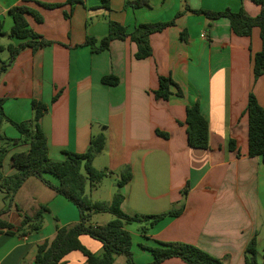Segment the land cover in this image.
<instances>
[{
	"label": "crops",
	"instance_id": "obj_1",
	"mask_svg": "<svg viewBox=\"0 0 264 264\" xmlns=\"http://www.w3.org/2000/svg\"><path fill=\"white\" fill-rule=\"evenodd\" d=\"M71 1L0 0V23L6 33L0 37V46L20 42L7 35L13 25L9 9L18 5L41 17V22L26 18L29 27L50 42L36 51H20L0 76L6 117L14 122L28 121L32 100L46 104L40 124L47 139V156L57 162L64 159V152H85L90 138L103 133L106 146L101 154L105 158L99 166L94 164L95 158L93 166L109 170L110 177L122 167L131 169L132 179L120 189L125 214L156 215L181 208L179 216L165 217L145 235L141 228L148 227L146 222L136 223L135 228L125 226L132 238L135 264L152 261L151 252L143 246H154L155 241L192 244L215 258L227 257L225 264H244L245 246L254 235L257 260L264 264V160L248 156V118L244 113L250 92L264 109V73L257 79L253 76V56L264 51L259 28H253L250 37H239L225 18L209 21L203 15L185 12L173 26L150 35L152 53L146 59L135 58L137 46L128 39L113 40L99 53L83 45L87 36L97 41L105 37L109 21L130 33L139 24L171 21L186 6L208 11L243 9L252 17L261 7L251 0H147L148 6L124 8L125 0H110L105 9L100 0ZM41 4L61 6L47 9ZM182 32L186 41L180 37ZM7 59L8 52L6 57L0 56V65ZM108 75L117 77L118 84H103L101 78ZM160 76H169L183 96H177L172 86L168 100L155 99L152 91ZM58 92L57 101L51 103ZM196 101L208 122L207 149L187 144L185 108ZM156 130L168 137L156 135ZM19 138L12 125L1 124L0 148L7 147L1 168L5 176L16 173L10 166L11 155L29 149L28 144L12 145L9 141ZM230 140L234 141L233 150ZM44 179L57 185L51 175ZM186 184L189 191L183 201ZM24 190L30 194L28 209L19 202ZM92 191L86 187L90 198ZM109 196L106 202L113 197ZM14 201L17 209L2 216L14 225H19L22 215L33 216L41 207L48 211L38 231L24 228L15 235L0 233V264H33L38 245L51 240L58 227L79 221L77 208L35 177L25 181ZM6 206L0 191V212ZM23 208L27 213L22 214ZM100 215L92 217L93 225L111 220L99 222L96 217ZM79 239L89 251L101 254L99 241L87 235ZM65 264L86 262L80 252L73 251ZM160 264L186 263L170 258Z\"/></svg>",
	"mask_w": 264,
	"mask_h": 264
},
{
	"label": "trees",
	"instance_id": "obj_2",
	"mask_svg": "<svg viewBox=\"0 0 264 264\" xmlns=\"http://www.w3.org/2000/svg\"><path fill=\"white\" fill-rule=\"evenodd\" d=\"M72 3L71 0H66ZM103 8H109L110 0H100ZM261 7L260 13L249 16L243 9L233 12L229 9L223 11L191 10L187 6L182 12L175 15V18L168 22L143 23L139 24L132 32L128 33L121 24L109 21L108 33L105 37L97 41L93 37L87 36L83 45L89 46L91 51L99 53L109 48L113 40L124 41L128 39L137 46L136 59H146L151 56L150 35L159 33L167 27L173 26L176 19L190 12L206 17L209 21L225 18L229 21L232 33L239 37H250L253 28L260 30V38L264 40V0H251ZM47 9L60 7V4H41ZM148 6L147 0H125L124 8ZM13 25L7 34L20 42L16 45L8 44L0 46V52L7 51L8 59L1 61L0 76L12 64L20 51L30 48L33 51L50 44L41 36L37 35L28 25L27 16H31L36 22H41V17L32 9L25 5H18L9 9ZM6 35L0 23V37ZM185 33L180 37L185 40ZM264 73V51H260L253 56V76L257 79ZM101 82L105 85L115 86L119 80L113 75L104 76ZM177 89L176 95L183 96L179 87L169 76L158 78V87L152 91L155 99L168 100L172 95L171 87ZM59 92L52 98L51 103L57 101ZM4 99L0 98V126L3 122L12 125L20 134V138L9 140L12 145L28 144L29 149L24 152H16L11 155L10 166L16 170L11 176L3 175L2 161L7 153V147L0 148V191L4 193L6 208L0 212V233L15 235L22 232L24 228L27 232L38 231L42 225L43 214L48 210L46 207L39 208L33 216L22 215L19 225H14L5 220L2 216L10 209L15 208V195L30 177H35L51 187L57 194L70 201L78 210L79 221L70 226L58 227L51 240H46L36 247L33 264H65L66 256L78 251L85 258L86 264H114L119 256L125 258V264H135L133 262L131 246L132 238L125 229L126 225L132 223L146 222L148 227H142L141 233L145 235L148 228L152 227L165 217H177L181 213L180 209L171 208L169 211L156 215H134L129 216L121 209L123 195L121 187L132 179V171L125 166L118 170L117 191L110 202L93 201L86 193V187L95 189L108 174H112L107 169H96L93 160L101 154L106 146V137L103 133L90 138L88 147L83 153L64 152L62 161H51L47 156V139L41 128L40 120L47 111V105L38 100L31 101L32 116L28 121L14 122L6 117L3 112ZM244 113L248 118V156H261L264 160V109L256 102L254 95L250 92ZM185 125L187 134V144L194 149H207L209 147V127L207 120L201 114L199 102L187 105L185 108ZM156 135L167 138L168 135L158 130ZM229 148H235L234 141L230 140ZM45 175H51L57 181L53 186L45 179ZM189 191L186 184L182 190V200L184 201ZM182 201V203H183ZM181 203V207H182ZM17 209V207H16ZM110 214L113 219L104 225H93L92 217L97 214ZM87 235L102 245L101 254L97 255L89 251L80 242V236ZM152 254V261L149 264H160L170 258H178L186 264H225L227 257L215 258L200 248L183 242L161 243L155 241V245L145 247ZM257 239L254 235L246 244L244 249V264H259L257 260Z\"/></svg>",
	"mask_w": 264,
	"mask_h": 264
},
{
	"label": "rangeland",
	"instance_id": "obj_3",
	"mask_svg": "<svg viewBox=\"0 0 264 264\" xmlns=\"http://www.w3.org/2000/svg\"><path fill=\"white\" fill-rule=\"evenodd\" d=\"M6 43V41H4ZM7 52H3L0 53L1 57H6ZM5 123V122H3ZM95 161L94 164L96 166H99L101 164H103L104 161V155L103 154H99L97 157H95ZM116 174V175H114ZM113 174V176H107L105 178H103V180L100 182V184L93 189L92 191V197L91 199H93L94 201H106L109 199V195H114L115 191H116V183L118 181V172H115ZM19 202L22 205V207H24L25 209H28L29 205H30V194L27 190L22 191V193H20L19 195ZM15 203V201H14ZM7 205V204H6ZM16 205V204H15ZM23 208V209H24ZM23 210L24 212H22V214H25L27 212V210ZM97 221L101 222L104 221L105 219L109 218V219H113L112 215L109 214H101L99 217H96ZM131 226L133 228L137 227L136 223H132ZM100 244V243H99ZM116 263L115 264H125V258L123 256H119L116 258Z\"/></svg>",
	"mask_w": 264,
	"mask_h": 264
}]
</instances>
